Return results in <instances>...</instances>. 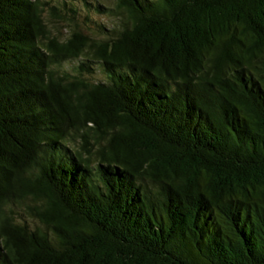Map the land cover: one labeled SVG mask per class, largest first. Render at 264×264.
Returning a JSON list of instances; mask_svg holds the SVG:
<instances>
[{
	"label": "trees",
	"instance_id": "1",
	"mask_svg": "<svg viewBox=\"0 0 264 264\" xmlns=\"http://www.w3.org/2000/svg\"><path fill=\"white\" fill-rule=\"evenodd\" d=\"M0 264H264V0H0Z\"/></svg>",
	"mask_w": 264,
	"mask_h": 264
},
{
	"label": "rangeland",
	"instance_id": "2",
	"mask_svg": "<svg viewBox=\"0 0 264 264\" xmlns=\"http://www.w3.org/2000/svg\"><path fill=\"white\" fill-rule=\"evenodd\" d=\"M102 18H103V19H105V17H102ZM58 26H59V31H60V33H61V23H59V25H58ZM57 28H58V27H57ZM62 32H63V33H65V31H64V30H63Z\"/></svg>",
	"mask_w": 264,
	"mask_h": 264
}]
</instances>
